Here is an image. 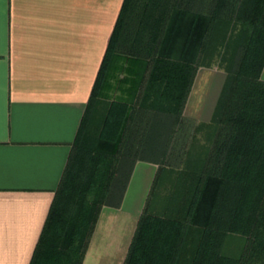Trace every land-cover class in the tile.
I'll use <instances>...</instances> for the list:
<instances>
[{
    "label": "trees",
    "instance_id": "trees-1",
    "mask_svg": "<svg viewBox=\"0 0 264 264\" xmlns=\"http://www.w3.org/2000/svg\"><path fill=\"white\" fill-rule=\"evenodd\" d=\"M214 60L226 77L193 133L207 128L209 143L174 170V124L198 67ZM263 67L264 0H123L29 264H82L102 207L121 204L150 142L158 167L122 264H264ZM124 68L140 75L133 99L104 100ZM168 171L177 181L153 210ZM232 235L241 244L226 251Z\"/></svg>",
    "mask_w": 264,
    "mask_h": 264
},
{
    "label": "crops",
    "instance_id": "crops-1",
    "mask_svg": "<svg viewBox=\"0 0 264 264\" xmlns=\"http://www.w3.org/2000/svg\"><path fill=\"white\" fill-rule=\"evenodd\" d=\"M122 1L0 0V264H29ZM114 75L106 88L133 99L139 72ZM150 146L129 182L149 185Z\"/></svg>",
    "mask_w": 264,
    "mask_h": 264
},
{
    "label": "rangeland",
    "instance_id": "rangeland-1",
    "mask_svg": "<svg viewBox=\"0 0 264 264\" xmlns=\"http://www.w3.org/2000/svg\"><path fill=\"white\" fill-rule=\"evenodd\" d=\"M226 68L223 62L218 60L212 61L209 65H200L194 77V81L191 85L189 94L186 99V103L183 109L184 119L183 122H176L174 126H178V133L172 134L171 141L173 154L168 159L171 167H184L186 159V152L194 144L198 149L205 148L208 145L207 140V128L196 129V135L193 139L195 126H201L202 123L209 122L212 113L218 99L221 87L226 77ZM116 75V74H115ZM113 76L110 82L116 79ZM111 87V86H109ZM104 100H108L112 97L118 98L120 95L114 90L105 89ZM169 124L166 125V134H168ZM199 128V127H198ZM176 144V147L174 146ZM173 148L175 151H173ZM197 152V153H198ZM147 159V158H146ZM154 158L153 163H150V171L144 170L150 176L149 185L144 187L136 179V177L130 180V184L127 185L123 202L117 207H111L110 211L116 210V215H110L104 217V219L98 223L97 227L93 231V234L87 245V249L84 255L82 264H122L123 258L126 252L128 242L131 239L134 231L136 220L141 212V209L145 203L146 197L154 175L156 173L158 163ZM149 160V159H148ZM145 162H140V164ZM153 166L154 169L152 168ZM155 170V171H154ZM167 176L160 178L158 185L150 195V200H153V210H158L163 206V197H165L167 191L171 189L174 183H176V172L168 171ZM147 189V190H146ZM147 191V192H145ZM107 208L103 210L101 217L107 213ZM135 224V225H134ZM242 238L235 235L229 236L226 243V251H237Z\"/></svg>",
    "mask_w": 264,
    "mask_h": 264
}]
</instances>
